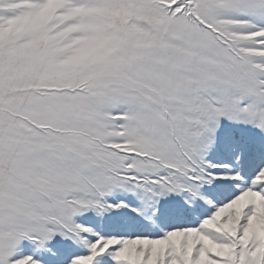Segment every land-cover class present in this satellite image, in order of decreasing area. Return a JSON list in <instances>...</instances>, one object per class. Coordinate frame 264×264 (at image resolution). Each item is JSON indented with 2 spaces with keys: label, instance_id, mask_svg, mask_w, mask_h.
<instances>
[{
  "label": "snow or ice",
  "instance_id": "1",
  "mask_svg": "<svg viewBox=\"0 0 264 264\" xmlns=\"http://www.w3.org/2000/svg\"><path fill=\"white\" fill-rule=\"evenodd\" d=\"M0 264H264V0H0Z\"/></svg>",
  "mask_w": 264,
  "mask_h": 264
},
{
  "label": "rangeland",
  "instance_id": "2",
  "mask_svg": "<svg viewBox=\"0 0 264 264\" xmlns=\"http://www.w3.org/2000/svg\"><path fill=\"white\" fill-rule=\"evenodd\" d=\"M130 199H135L134 197H129Z\"/></svg>",
  "mask_w": 264,
  "mask_h": 264
}]
</instances>
